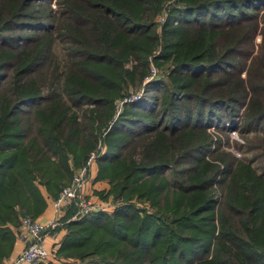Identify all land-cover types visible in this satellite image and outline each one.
I'll return each instance as SVG.
<instances>
[{
  "label": "trees",
  "instance_id": "trees-1",
  "mask_svg": "<svg viewBox=\"0 0 264 264\" xmlns=\"http://www.w3.org/2000/svg\"><path fill=\"white\" fill-rule=\"evenodd\" d=\"M52 3L0 0V264L22 217L38 219L92 151L109 183L97 194L115 207L69 210L49 264H264V173L214 162L211 131L254 133L240 144L264 157V0H59L63 89L94 104L87 125L55 90ZM152 60L163 75L125 101Z\"/></svg>",
  "mask_w": 264,
  "mask_h": 264
},
{
  "label": "rangeland",
  "instance_id": "rangeland-1",
  "mask_svg": "<svg viewBox=\"0 0 264 264\" xmlns=\"http://www.w3.org/2000/svg\"><path fill=\"white\" fill-rule=\"evenodd\" d=\"M59 0H53V8L54 9H58L59 8ZM61 1V0H60ZM169 4L165 5V7L163 8V12L161 13V15L157 16V21L159 22L158 25V29L159 32L161 33L162 31V27L160 25H162L164 19L167 17L168 13H167V7ZM58 13V15L61 17L60 19V23L58 25V28L54 31V44H53V51H52V56L53 59L59 63V64H55V67L57 68V73L59 72L60 75V80H58V84L55 87V90H57L58 93H60L66 103V106L69 107V113L70 114H76L78 116V119L80 120V122H82L84 125H87V122L85 121V117L84 114L86 112V110L92 109L94 108V104H85L82 107H76L75 102L72 101V99H69V97L67 96L66 92L63 89V84L65 82V77H64V71L68 70V65H69V53H71L70 47L71 45L65 41V39H63L62 37V33L63 29L62 26H64L63 23H61V21L64 18V7L63 5L60 6V8L56 11ZM261 15L264 16V8L261 11ZM162 34L163 32L160 34L161 38H162ZM263 40V34H259L257 36L256 39V43L258 45H260V43ZM160 49V48H159ZM137 63V60H134V58H131L130 60H128L125 64V68L129 69L132 68L134 64ZM151 63L153 64V68L150 70L149 72V76L145 77L143 83H139L138 85H129L127 86V88L125 89V94L126 96H128L125 99H129L131 100V98H135L134 100H138L141 97H144L145 94V86L147 85V83L149 81H154L155 79L161 77L163 75V71L161 69H159L158 67H156L153 62V60L151 61ZM59 65V66H58ZM13 76V73H12ZM243 77L246 78V73H243ZM123 95V96H124ZM131 95V96H129ZM119 98H117L118 101V109H120V107L123 104V100H122V96H118ZM133 100V101H134ZM117 109V111H118ZM119 112V111H118ZM117 112V114H118ZM34 125V124H33ZM33 129L35 130V125L33 126ZM211 131L218 136V138L222 139V144L220 146V148L218 150H216V152L214 153V156L212 157V159L214 160V162H216L217 164L221 165L224 163L225 165H237V164H243V163H248L251 164L253 166V168L258 169L259 172L264 173V157L259 158L257 161H255V159H253L254 155H258V153H260V150H256V151H251L249 150V142L246 144V147L243 148L241 146L240 143H244L245 139H247V141H250L251 143H253V140L257 137L256 134L251 133L250 136H244L241 134V132L239 131H234V130H227V131H222L219 127L214 126L211 128ZM93 152V151H92ZM91 152V153H92ZM90 153V156H91ZM253 159V160H251ZM90 157L87 161V163L89 162ZM86 163V164H87ZM85 166V165H84ZM83 166V167H84ZM81 169V168H80ZM75 173H77L79 171V169H74ZM170 177H172L170 175ZM89 180L91 181V179L89 178ZM221 191L222 189L219 188L218 185L214 186V192H213V196L214 197H218L221 195ZM244 194L246 195L247 192H244ZM115 207V204L113 205ZM114 209V208H113ZM236 221V220H235ZM59 259V258H57ZM55 259V260H57ZM7 259H5L3 264H9L6 263ZM50 261V260H49ZM49 261L46 262V264H49ZM73 261L75 262L76 260L73 259Z\"/></svg>",
  "mask_w": 264,
  "mask_h": 264
},
{
  "label": "built area",
  "instance_id": "built-area-1",
  "mask_svg": "<svg viewBox=\"0 0 264 264\" xmlns=\"http://www.w3.org/2000/svg\"><path fill=\"white\" fill-rule=\"evenodd\" d=\"M127 100L129 99H125ZM96 158L97 153L94 151L91 153L89 162L79 169L72 180L62 188L59 195L52 199L54 215L51 218L41 220L31 216L22 217L19 240L23 243V248L10 264H40L48 261L54 255V251L48 247L46 238L53 236L57 239L59 234H63L64 229L55 233L51 231L63 227L64 217L69 210L74 212L73 220L114 208L111 201L103 200L86 189L90 178V168Z\"/></svg>",
  "mask_w": 264,
  "mask_h": 264
},
{
  "label": "crops",
  "instance_id": "crops-1",
  "mask_svg": "<svg viewBox=\"0 0 264 264\" xmlns=\"http://www.w3.org/2000/svg\"><path fill=\"white\" fill-rule=\"evenodd\" d=\"M97 173H98V162H97V159H95L93 161V164L90 168V179L91 181L89 180L88 183H87V186H86V189L89 191V193H92L94 194L95 196L101 198L98 194H97V191H101V190H106L109 188V183L106 181V180H99V181H96V176H97ZM51 201L52 200H49V204L46 208V210L44 211V213L39 217V219L41 220H46V219H49L51 218L53 215H54V210L51 206ZM106 201H111L112 204L114 205L115 202L111 199H108ZM62 237H63V234H59L58 235V238L55 239L53 236H48L46 238V241H47V245L48 247L52 250H57V248L59 247L60 245V242L62 240ZM23 248V243L17 239L16 243H15V247L13 249V252L11 254V256L9 258H7V262L12 263L16 257L18 256V254L21 252ZM23 264H27V263H23Z\"/></svg>",
  "mask_w": 264,
  "mask_h": 264
}]
</instances>
